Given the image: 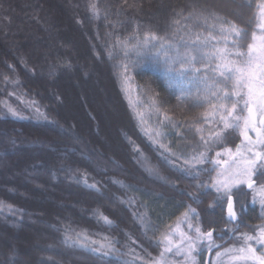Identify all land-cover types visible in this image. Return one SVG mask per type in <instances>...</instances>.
I'll use <instances>...</instances> for the list:
<instances>
[{"label":"trees","instance_id":"trees-1","mask_svg":"<svg viewBox=\"0 0 264 264\" xmlns=\"http://www.w3.org/2000/svg\"><path fill=\"white\" fill-rule=\"evenodd\" d=\"M66 1L71 5L72 27L84 36L81 52L86 50L84 54L89 61L101 65L103 70L100 68L102 72L98 73L107 80L126 124L114 135L118 151L98 154L96 148L102 151L95 140L99 120L85 99L82 106L76 97L79 107L70 104L68 108L73 114L66 115L62 111L65 106H61V93L56 91L50 96L48 83L37 76L36 67L42 63L40 56L24 52V48L36 46L20 44L19 51L10 54L0 42V234L9 238L15 233L18 238L14 248L0 253V264H19L18 261L27 259V264H124L125 261L141 264L151 245L157 247L166 229L190 207L199 213L202 230L226 221L223 211L211 213L205 206L212 196V191H206L205 187L216 175L209 157L212 150L221 146L220 141L218 145L208 144L206 138L213 130L222 128L221 117L229 119V111L232 117L241 116L239 97L235 94L240 90L233 87L234 80L228 79L227 74L216 79L220 72L219 56L212 59L206 55L193 65L201 69L202 77L215 74L210 82L217 84L213 91L219 92V96L213 99L202 87L190 86V74L181 77L169 73L163 62L164 53L154 59L158 44L142 56L134 52L126 56L125 44L131 47L145 41L146 34L155 33L177 40L197 37L207 40L208 46L201 49L206 54H214L217 49L246 52V35L260 13L263 0ZM9 2L0 0V36L10 37L9 28L15 29L19 17L31 14L28 24L42 37L41 30L45 29L42 14L28 10L35 6L21 9L16 6L19 14L12 17L3 10ZM93 4L98 9L96 14L91 9ZM230 24L244 30L242 47L222 42L225 35L219 28ZM52 55L47 58L61 64L54 68L53 81H60L70 71L78 72L68 53L57 49ZM174 67L179 70L181 65L177 63ZM85 78L88 79V74ZM224 93H229L231 99H224ZM20 100L34 109H25ZM233 104L237 105L235 111ZM9 109L23 118H17ZM225 133L228 134L223 131L220 135ZM8 141L13 145L7 144ZM34 150L39 152L33 156L30 153ZM201 152L207 154L202 164L208 170L202 172L197 169L199 166L190 165V170L184 172L181 164L186 161L194 164L192 157ZM61 153L64 154L60 156ZM7 163L9 170L3 168ZM21 169L29 171L28 183L4 179L3 175L11 176ZM32 170L37 175L33 176ZM85 182L96 188L86 187ZM36 187L49 188L51 193L40 188L39 192ZM50 195L62 201L61 205L37 199ZM253 214L241 219L244 229L246 223L256 219ZM105 216L112 221L111 225L105 224L102 219ZM27 230L43 238L42 247L35 252L28 247L35 239ZM65 236L85 247L66 243ZM109 243L114 249L111 254L95 251L101 244Z\"/></svg>","mask_w":264,"mask_h":264},{"label":"rangeland","instance_id":"rangeland-1","mask_svg":"<svg viewBox=\"0 0 264 264\" xmlns=\"http://www.w3.org/2000/svg\"><path fill=\"white\" fill-rule=\"evenodd\" d=\"M37 2H35V0H31V2L30 0L29 1L11 0V2L8 3V6H5L3 10L9 12L10 15L14 17L19 14L18 10L14 7L18 6V9H21V8L29 7V5L32 6L34 5L35 9L34 7H31L28 10L33 12L37 10L40 12V14H42L41 19H43V26L45 28L44 30L40 29L42 32L41 33L42 37L40 35L37 36V32L39 33V31L28 24V20L31 17L30 14L27 15L26 17L24 15L20 16L19 17L20 21L14 24L15 29L9 28L7 34H9L10 37L4 38L0 36V42L4 45V49L10 54L11 52H15V51L18 52L20 49L19 48L20 44L23 45L26 44L30 48L32 46H36L34 47V49L24 48V52L27 55L34 53L40 56L42 63H40V66L36 67L37 76L40 80L44 79V81L48 83L47 89L49 95L51 96L53 93H56V91L58 93L59 92L61 93L63 99V103L61 104V106L62 107L65 106L62 111H64L66 115L73 114V112L70 111V109L68 108L70 104H72V106L75 107L77 106L76 107L77 109L79 107L77 104L81 103V105L83 106V100L85 99V103H87L89 108L95 113L97 119L99 120V134L95 135L97 136L95 140L97 141V143H99V146L101 147L100 149L102 151L98 150V148H96V151H98V154H100V152L102 153L103 151H105L104 154L106 155L111 153H116L118 151V146L116 145L117 141L114 135L115 133H119L118 131L119 127L124 126L126 124L125 123L126 120L124 119L119 107H117L116 101L112 98L113 95H111L112 93L108 88L107 80L101 78V76L99 75L100 73H98V70L100 71L102 69L101 65L98 64L99 66L98 67L94 65L95 63L89 61L88 57L85 55L86 50L81 52L84 44L83 42L84 36L81 31H77V29H75V27L74 26L72 27L71 25V21H72L70 15L71 5L69 4L67 5L66 0H51L52 4L50 3L49 0H37ZM233 12L236 13V10H234ZM0 28H1V24H0ZM245 28L247 29L248 27ZM246 42H247V50L245 53L248 52V45L250 44L254 45V51L257 53V55H259L261 49L264 48V0L262 2V8L260 10V13L257 15V18L254 24L252 25V28L248 29V34L246 35ZM57 49L61 51V53H68L73 58L74 66L75 68H77V71L79 73L78 72L74 73L70 71L69 74L68 73L63 74V77H61L60 81H53V79H51V76H53L54 73V68L60 67L61 64L55 62V59H49L47 57L48 55L51 54H53L52 56H55L54 52H56ZM77 51L82 56L79 55ZM237 51L243 52L244 50H231L230 52L235 53ZM76 56L82 59L76 61L75 59L77 58ZM228 60L236 61L237 65L240 66L239 59L235 55L225 56L223 60L221 58H218V61H221L220 64ZM257 64H259V60L254 61V65ZM85 73L88 74V79L85 78L86 76ZM249 87H251L252 89L251 93H249ZM240 92L243 98L242 99L240 97L238 98V103L240 104V112H241V116H240L241 122L239 127L225 128L223 123L222 128H220L218 131L213 130L211 133L212 135L206 138L208 144L211 143L212 145L215 143L213 142L212 137H214L217 133L220 134L223 131L228 132V134L225 133L224 136L220 135L221 138L219 141L221 142V146L218 147V149L212 150L211 155L209 157V159L212 160L211 165L212 168L215 169V174H216V176L211 180V183L205 187L206 191H209V189L212 191V196L210 195V197L211 200L214 201L211 202L210 200L207 201L205 204L207 208L209 207L211 213L212 211L217 212L221 209V206L222 208H224L227 205V198L226 197L218 198L221 197L222 194L217 193L215 188L212 187L213 180L217 178V174L219 172H226V173L234 172L236 169V164L233 162L234 160H239L241 158H249V159L252 158L251 156L248 155L249 148H251L252 151L254 152L264 153V146H261L259 143H256L258 140L264 139V122L260 123L264 120V75H261L259 71H256L255 78L252 80L251 84L249 85L246 83L245 87L242 90H240ZM76 97L79 98L78 102L80 103L76 102L75 100ZM246 102L248 107H244ZM20 103L23 105L24 108L26 107L28 109H34V106L32 105L25 106L23 100H20ZM249 108L252 110V116L254 118L253 120L250 118L248 114ZM241 109L243 110L241 111ZM244 120H249L248 128H245ZM229 123H231V121H229ZM219 141H216V144ZM7 144H9L10 146L13 145L11 141H8ZM22 146L28 147L29 145L22 144ZM36 147L40 148L41 146H36ZM229 149H231V153H229L228 151ZM64 150L67 151L66 149ZM38 152L39 151L34 150L31 151L30 154L34 156ZM217 153H220V155L217 156ZM63 154L64 153H61L59 155L62 156ZM190 165L191 164L186 165L184 162L183 164H181V167L183 168L184 172H188V170H190ZM204 166L203 164L201 165L197 164L195 167H197V169H200L199 171L204 172L208 170ZM9 167L10 165L8 163L3 166V168L7 170L10 169ZM229 167L232 168L231 171ZM28 172L25 169H21L17 173L13 172L11 176L7 173L8 175L7 174L3 175V177L7 181L16 178L17 180L21 179V181L27 182L26 178ZM32 172H33L32 173L33 176L37 175L38 173L33 170ZM254 174L255 171L253 173V177H252L253 179H254ZM246 187H247L246 183L241 184L237 187H234L231 193L229 194L233 197L237 196V194L242 193L246 189ZM39 188L40 190L42 189L41 187ZM39 188L36 187L37 191L40 192ZM43 190H46L48 191V193H51L49 188L42 189V191ZM254 191L255 189L250 190L251 193H253ZM250 198H251L250 201H245L243 199L244 204L246 206V207L243 206V208L248 207V209L251 210L252 209L251 205L257 207V202L255 201V197L250 196ZM37 199L50 202L56 206L61 205L62 202V201L58 202L54 198H51V195L50 197L42 196L41 198L39 197ZM243 201L240 202V200L238 201L236 200L235 202L236 203L240 202L242 204ZM235 209H236V205H235ZM195 211L198 215L196 216L189 215L186 219L185 218L186 212H185L182 218H180L175 224H172L170 228L166 229V231L161 236L160 244H157L158 248L151 245V250L148 253H145L146 255L143 256V259L140 261V263L154 264V261L160 259V254L164 252L167 247H173L174 250L171 253H167V252L165 253L164 259L166 260L167 264H192V263H187L186 257L183 253H178L175 251V245L181 244L183 240L181 234L185 236L183 232L184 228L187 230L194 229L195 227H199L200 229L203 228L200 222L199 213L197 212L196 209ZM222 214H225L226 221H223L222 223L215 225V227L217 228L215 233L219 231V233L221 234L220 232L221 228L225 227L228 223H230L226 213L223 212ZM253 215H255L256 219L252 223H246L247 224V226L245 225L246 229H244L241 226L242 228L236 230L235 232L237 233L234 236V239L229 244H226L222 249L217 251L223 253V255L217 257L216 253L213 254L211 260L213 264H259V258H264V255L260 254L261 252H258L260 245L264 247L263 245L264 237L261 236V231L264 230V215L261 214L258 215L257 212ZM245 216L238 215L237 213V219L240 218L238 219L239 224L244 223V220L241 219H243V217ZM210 229L211 228L208 227V229L204 230V232H207ZM222 231H225V229L223 228ZM27 233L33 235L35 239V242H31V245L28 246L30 250L37 251V249H40L42 247L41 240H43V238L41 239L40 238L41 236L39 234L33 233L31 230H27ZM12 234L14 235H11L12 237L9 238L3 237L0 234V249H1L0 253L5 254L8 250L14 248L15 243H18L17 235L15 233ZM135 235H139V234L135 233ZM165 235L171 237V240L173 242L172 245H168L163 241V236ZM247 237H252V239H248ZM147 247H150V245H147ZM183 247L184 248L187 247L186 242L183 243ZM249 249H252V251L249 252L248 251ZM195 256L198 257V254L195 253ZM253 257L257 259H253ZM18 263L27 264L28 259L26 261L25 260L24 261L21 260V262L18 261Z\"/></svg>","mask_w":264,"mask_h":264},{"label":"snow or ice","instance_id":"snow-or-ice-1","mask_svg":"<svg viewBox=\"0 0 264 264\" xmlns=\"http://www.w3.org/2000/svg\"><path fill=\"white\" fill-rule=\"evenodd\" d=\"M91 9L94 14L98 13V9L96 5H91ZM191 18V17H189ZM217 21H220V17H213ZM215 27V26H214ZM219 31L222 35H225V39L222 41L223 43H231L233 47H242L241 41H243L245 33L243 29L237 28L235 24H230L229 27L221 26L219 28ZM228 36L235 37V39H232L229 41L227 39ZM146 40L143 42H138L136 45H133L131 47H128L127 44H125V55L127 56L129 53H136L137 56H142L148 54V49L155 48L156 45H159L158 50L153 54L154 59H159L161 53H164V64L167 66L166 70L169 73L172 74H178L181 77L191 75V83L195 84L197 87H202L213 99H216L219 96V92H214L213 89L217 87V84L215 82H210L213 80V77L215 74L213 73V76H201V69L194 68L193 65L199 60L204 59L206 55H211L212 59H216L218 56L223 60L225 56H232L235 55L239 59L240 66L237 65L236 61L228 60L220 65H217V68L220 69L219 77H216V79H223L225 75L227 74L228 79L234 80L233 87L238 90H242L246 83L251 84L252 80L255 78L256 71H259L261 75H264V48L261 49L259 55L254 51V45H248V52H241L237 51L235 53L229 52L227 49H217L214 54H206L202 53L201 49L208 46V41H201L199 37H197L194 40L191 39H184L181 38L177 40L174 36L171 38H164L159 37L155 33L152 34H146ZM214 39V38H210ZM149 41H156V44H150ZM216 43H221V41H216ZM184 48L186 51L181 52L180 49ZM143 50V51H142ZM174 52V55H169L168 53ZM199 58V59H198ZM246 58V59H245ZM259 60V64L254 65V61ZM179 63L181 65L180 69H175V65ZM184 65H188L187 67H184ZM205 71H208L205 69ZM252 89L249 87V93H251ZM236 96L243 98L241 96L240 91H236ZM224 99H231V95L229 93H224ZM237 105H232V111L236 110ZM244 107H248L247 102L245 103ZM243 109H241L242 111ZM10 112L14 116H17V118H23L18 116V114L13 110L9 109ZM37 113H39V109L36 110ZM225 111H228V109L225 108ZM249 113H251V109L249 108ZM42 115V114H41ZM229 119H225L224 117H221L222 120H224V127H239L241 118L240 117H232V112H228ZM229 120H231V123H229ZM244 126L245 128L249 127V120H244ZM161 133H157V135H160ZM246 135V134H245ZM221 138L220 134L217 133L214 137H212L213 142L219 141ZM203 139V138H202ZM157 142L158 141H154ZM207 143V141L205 142ZM256 143H259L261 146H264V139L258 140ZM161 147H165L164 145H160ZM229 153H231V149L228 150ZM239 153V150H238ZM220 153H217V156H219ZM248 155L252 158H241L239 160H234L233 162L236 164V169L234 172L226 173V172H219L217 174V178L213 180L212 187L215 188L217 193H221L222 196L218 198H227V213L228 218L230 221L237 219V211L234 207V201L232 196L229 194L231 193L232 189L234 187H237L241 184L246 183L247 187L249 189H253L255 187V181L253 180V173L257 168H264V153L261 152H254L251 148L248 149ZM192 160L195 162L194 164H191V167H195L197 164H202L204 161L207 160V154L205 152L198 153L197 155L192 157ZM185 164H189L188 161L185 162ZM216 166V165H214ZM149 171H151L149 169ZM85 186L89 188H96V186L88 185L85 182ZM258 194L260 197V204L261 207L264 208V186H261L258 189ZM195 199V197H193ZM255 202V201H253ZM11 210V209H9ZM189 215H198L195 211V209H192L191 207L188 209V211L185 213V218ZM105 224L111 225L112 221L109 220L108 217H102ZM195 231L196 236L190 237V236H183V240L181 244L175 245V251L178 253H183L186 257V259L192 261V264H195V256L193 253L199 254V252L204 251V245H207V249L211 250L214 248L220 247L217 245L213 239L214 232L213 230H208L207 232H202L199 227H195L192 229ZM261 236L264 237V230L261 231ZM248 239H252V237H247ZM163 241L167 243L168 245H172L171 237L168 235L163 236ZM65 242L76 244L80 247H85L84 244L80 243L78 240L73 239L70 236H65ZM187 243V247H183V243ZM107 249V250H105ZM173 247H167L164 252L160 254V259L155 260L154 264H167L166 260L164 259L165 253H171L173 251ZM95 251L100 252L102 255H109L111 254L114 249L112 248L111 243L104 245L101 244L99 248L95 249ZM249 252L252 251V249L248 250ZM223 255L221 252H216V256L220 257ZM253 259H257L253 257ZM124 264H135V262H129L125 261ZM259 264H264V258H259Z\"/></svg>","mask_w":264,"mask_h":264},{"label":"flooded vegetation","instance_id":"flooded-vegetation-1","mask_svg":"<svg viewBox=\"0 0 264 264\" xmlns=\"http://www.w3.org/2000/svg\"><path fill=\"white\" fill-rule=\"evenodd\" d=\"M264 120L260 123H263ZM230 171L232 168H230ZM229 172V171H228ZM255 181V187L253 189H255V191L253 193L250 192L251 189H249L248 187H246V189L240 193V194H237V196H232L233 198V201H234V207L236 205V211L238 213V215H241V216H245L249 213H256L258 215H264V208L261 207V204H260V197H259V194H258V189L261 187V186H264V168H257L255 170V174H254V179ZM252 189V190H253ZM250 196L251 197H255V201L257 202V207H254L253 205H251L252 209H248L247 208H243L246 207L245 204H244V201H250ZM238 201L240 200L243 201V203L241 204L240 202L236 203L235 201ZM214 201V200H211V202ZM217 206V205H216ZM227 206V205H226ZM226 206L224 208H222L221 206V209L224 213H226ZM250 211V212H248ZM238 219L236 220H233V221H230V225H226L225 227H223L225 229V231H222L223 228H221V234L218 232L215 233L216 231V227L214 228H211L210 230H213L214 232V241L217 245H219L220 247L218 248H214V249H211V250H208L207 249V245H204V248L205 250L204 251H201L199 252L198 254V257L195 256V253L193 254L195 256V264H198L200 263L201 264V261H202V264H206L207 263V259H209V263L208 264H213L212 263V257H213V254L216 253L217 251H219L220 249H222L226 244H229L233 237H234V234H236V230L240 229L241 228V224L238 223ZM241 225V226H240ZM201 231L204 232V230H202L201 228ZM184 235L185 236H190V237H195L196 236V233L194 230L190 229V230H187L184 228ZM227 239H230L227 241ZM225 241H227L226 243H224ZM264 245V244H263ZM258 252H261L260 254L264 255V247L262 245L259 246V249H258ZM209 256V258H208ZM180 258V257H179ZM187 263H192V261L186 259Z\"/></svg>","mask_w":264,"mask_h":264},{"label":"water","instance_id":"water-1","mask_svg":"<svg viewBox=\"0 0 264 264\" xmlns=\"http://www.w3.org/2000/svg\"><path fill=\"white\" fill-rule=\"evenodd\" d=\"M248 114H249V116L251 117V119L253 120L254 118H253V116H252V110H251V113H249V111H248ZM227 215H228V213H227ZM206 264H208V262H207Z\"/></svg>","mask_w":264,"mask_h":264}]
</instances>
